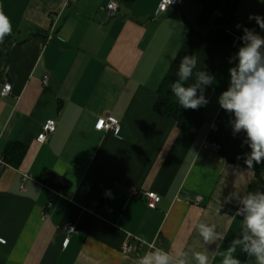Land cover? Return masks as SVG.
Segmentation results:
<instances>
[{
    "label": "crops",
    "instance_id": "crops-1",
    "mask_svg": "<svg viewBox=\"0 0 264 264\" xmlns=\"http://www.w3.org/2000/svg\"><path fill=\"white\" fill-rule=\"evenodd\" d=\"M161 1L0 0L12 29L0 43V151L14 165L0 170V264H155L158 252L168 264H200L198 255L259 264L239 208L264 195V182L229 163L209 134L243 46L236 26L264 37L249 19L264 20V0H184L158 15ZM193 55L182 83L195 85L199 72L214 82L197 89L207 104L186 131L155 105ZM108 115L121 138L96 128ZM48 119L56 131L39 142ZM149 190L162 197L153 209ZM202 226L213 229L207 241ZM128 242L136 249L126 254Z\"/></svg>",
    "mask_w": 264,
    "mask_h": 264
},
{
    "label": "clouds",
    "instance_id": "clouds-1",
    "mask_svg": "<svg viewBox=\"0 0 264 264\" xmlns=\"http://www.w3.org/2000/svg\"><path fill=\"white\" fill-rule=\"evenodd\" d=\"M172 3V0H169ZM249 19H256L259 27L264 29V20L259 17L250 16ZM245 41L237 53L238 64L229 69L231 76L230 86L219 97L220 106L227 112L235 116L233 131L245 130L250 140L252 149L250 158L246 161L249 168L256 164L264 163V58L260 51L264 45V37L250 31L243 25ZM11 24L8 17L0 10V43L4 41L6 35L11 33ZM197 57L185 56L179 65V81L171 84L172 93L177 103L184 109L196 110L207 104L203 94L197 95V89L201 85H209L214 82V78L204 72L197 73V83L185 87L181 83L187 81L193 74L196 67ZM105 195L111 196L110 190L105 191ZM247 215L245 224L252 233V237L245 236V240H251V246L245 250L249 254H255L259 264H264V195L249 194L243 200ZM204 239L207 241L213 235V229L202 226ZM233 249H230L232 251ZM200 264H207V256L198 255ZM155 264H168L167 254L156 253ZM142 264H152V259L145 258ZM225 264H240L239 260H226Z\"/></svg>",
    "mask_w": 264,
    "mask_h": 264
},
{
    "label": "trees",
    "instance_id": "trees-1",
    "mask_svg": "<svg viewBox=\"0 0 264 264\" xmlns=\"http://www.w3.org/2000/svg\"><path fill=\"white\" fill-rule=\"evenodd\" d=\"M178 81L173 76H167L164 79L158 90L155 111L164 117L174 119L181 129L189 131L194 126L196 120L202 115V107L200 106L196 110L184 109L177 103L172 93L171 84ZM182 84L188 87L184 83ZM234 120V114L223 109L211 129L209 137L212 142L220 145V152L229 163H241L248 166L246 161L250 158L252 152L250 147L251 142L245 130L241 129L239 132L234 133ZM5 158L11 166H14L7 155H5ZM253 165L254 167L251 169L254 171L256 177L264 182V163L256 164L253 161Z\"/></svg>",
    "mask_w": 264,
    "mask_h": 264
},
{
    "label": "built area",
    "instance_id": "built-area-1",
    "mask_svg": "<svg viewBox=\"0 0 264 264\" xmlns=\"http://www.w3.org/2000/svg\"><path fill=\"white\" fill-rule=\"evenodd\" d=\"M183 2L184 0H172V3H169V0H162L157 14L159 15L160 13L167 12L171 6L182 5ZM117 10H118V6L116 3H110L108 5V11L111 15H115L117 13ZM243 36H244V33L241 35L240 38H242ZM241 41L243 44L245 43L243 39H241ZM49 79H50V76L46 75L44 77V83L47 84L49 82ZM11 91H12V84L7 82L5 84V88L3 89V94L7 95ZM56 128H57L56 121L54 119H48L43 126V131L38 136V141L44 142L47 139L48 134L55 132ZM96 128L98 130L112 131L114 134H116L118 137L121 138L122 125H121L120 120L114 116L108 115V116L101 117L97 121ZM213 147L216 150H220L219 144L213 143ZM8 167H11V164L6 160L3 152L0 151V170L8 168ZM30 178H32L31 174L24 173L23 181H27ZM22 189L24 190V184H22ZM131 191L132 193H137L138 189L136 187H131ZM145 195H146L148 207L152 209L156 208L158 203L162 199L161 195L154 190L146 191ZM239 212L246 217L247 212L245 209V205L240 206ZM75 230H76V226L72 223H69L67 226L68 234L73 233ZM151 248L159 250L154 244H151ZM134 249H136V245L131 242L125 243L123 246V252L126 254L131 253Z\"/></svg>",
    "mask_w": 264,
    "mask_h": 264
},
{
    "label": "bare ground",
    "instance_id": "bare-ground-1",
    "mask_svg": "<svg viewBox=\"0 0 264 264\" xmlns=\"http://www.w3.org/2000/svg\"><path fill=\"white\" fill-rule=\"evenodd\" d=\"M241 40V39H240Z\"/></svg>",
    "mask_w": 264,
    "mask_h": 264
}]
</instances>
